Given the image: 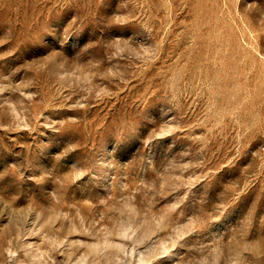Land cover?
I'll return each instance as SVG.
<instances>
[{
    "label": "rangeland",
    "instance_id": "rangeland-1",
    "mask_svg": "<svg viewBox=\"0 0 264 264\" xmlns=\"http://www.w3.org/2000/svg\"><path fill=\"white\" fill-rule=\"evenodd\" d=\"M0 264H264V0H0Z\"/></svg>",
    "mask_w": 264,
    "mask_h": 264
}]
</instances>
